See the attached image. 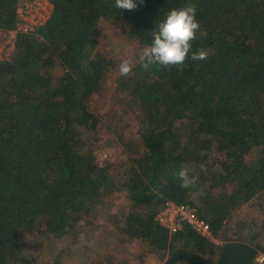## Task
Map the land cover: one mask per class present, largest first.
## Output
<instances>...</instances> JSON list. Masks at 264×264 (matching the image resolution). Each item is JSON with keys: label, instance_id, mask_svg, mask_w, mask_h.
<instances>
[{"label": "trees", "instance_id": "1", "mask_svg": "<svg viewBox=\"0 0 264 264\" xmlns=\"http://www.w3.org/2000/svg\"><path fill=\"white\" fill-rule=\"evenodd\" d=\"M52 1L49 20L19 32L0 60V264H19L23 233L34 227L44 241L78 236L118 194L131 208L103 217V244L111 237L115 247L91 254L92 264H260L264 221L232 228L229 216L264 193V0H137L130 11L115 0ZM18 2L0 0V30L14 26ZM188 4L200 23L193 50H206V60L147 71L137 62L121 76L125 58L99 47V23L122 24L138 61L159 22ZM112 73L108 99L138 106L137 124L117 133L125 149L102 160L106 119L93 96ZM181 168L197 182L180 187ZM168 199L208 213L220 241L185 221L171 232L157 216ZM258 206L264 214V200Z\"/></svg>", "mask_w": 264, "mask_h": 264}, {"label": "rangeland", "instance_id": "2", "mask_svg": "<svg viewBox=\"0 0 264 264\" xmlns=\"http://www.w3.org/2000/svg\"><path fill=\"white\" fill-rule=\"evenodd\" d=\"M26 1L30 0H19L18 9L20 8V4ZM97 35L101 43L99 47H101L104 52L109 51L111 55L117 56L116 58L132 57L134 59L136 57L138 48L135 46V41L131 42L128 40L122 24L115 25L111 21L102 20L99 23ZM2 36H4V34L0 32V39ZM61 72L62 68L60 67L54 69V74L56 75ZM115 73L109 76L111 79H108L105 86H103L102 93L93 96L97 109L105 114L104 119H106L105 123L99 125V136L102 137H100L101 141L96 143V146L102 147L100 151V158L102 160H105L113 151H122L125 149L117 133L123 130L124 135L129 136L130 130L137 124V118L135 116L136 111L131 110V108L135 107L137 110L138 106L134 104L133 107L130 105L127 107L122 104H114L108 99V97L114 93L115 84L112 83V79H114ZM107 142L113 143L112 146L106 147L105 143ZM262 200H264V193H259L252 201L235 208L229 216L230 227L235 228L237 223L242 219L246 223H253L255 217L258 220L262 219L264 221L263 209L258 206L259 201ZM130 208L131 202H129L124 195L118 194L117 198L108 200L104 204L98 206L96 210V221L93 224H83L81 233L78 236L70 237L66 235L64 236L63 242L58 239L51 241L42 240L41 235H38L36 231V227L25 231L22 237V251L25 254L19 260V264H55L57 254H60L61 264H83L84 261L85 264H92L90 258L87 259V257H91V254H98L100 251H106V248L115 247V238L109 237L103 244L106 237L102 230L105 228L99 223L107 219L112 211L128 210ZM205 216L208 217V213L205 214ZM103 217L105 218L103 219ZM83 223H85V221ZM258 231L261 233L259 228ZM112 239L114 242H112ZM217 240L220 241L218 238ZM128 247L132 248L133 245ZM84 254L86 255L84 256ZM83 256L85 260L82 261ZM156 260V257H148V261L151 263L156 262ZM118 261L119 264H122L120 259H118ZM258 261L260 264H264L263 253L258 256ZM128 264L140 263L136 258L132 257Z\"/></svg>", "mask_w": 264, "mask_h": 264}, {"label": "clouds", "instance_id": "3", "mask_svg": "<svg viewBox=\"0 0 264 264\" xmlns=\"http://www.w3.org/2000/svg\"><path fill=\"white\" fill-rule=\"evenodd\" d=\"M143 2L144 0H139V3ZM115 7L130 11L137 9L138 3L137 0H115ZM196 15L195 4L170 10L166 18L159 22L155 31L152 32V43L143 48L138 61L132 57L123 59L119 64V74L128 76L137 62L147 71L154 65L170 68L185 66L189 59L206 60L209 55L206 50H193V41L197 39L200 31V23ZM201 170L206 171V166L202 164ZM176 176L182 188L192 186L199 179L198 175H189V170L186 168H181Z\"/></svg>", "mask_w": 264, "mask_h": 264}, {"label": "built area", "instance_id": "4", "mask_svg": "<svg viewBox=\"0 0 264 264\" xmlns=\"http://www.w3.org/2000/svg\"><path fill=\"white\" fill-rule=\"evenodd\" d=\"M53 10L52 0H30L20 4L14 26L0 30L4 34L0 39V60L9 59L12 56L15 50V39L19 32L36 31L49 20ZM157 216L171 232L178 230L185 221L196 231L211 235L214 241L219 242L217 237L212 236L210 221L206 216L200 214L198 207L194 204L168 199L162 205Z\"/></svg>", "mask_w": 264, "mask_h": 264}]
</instances>
